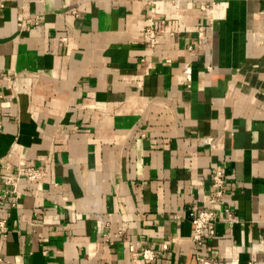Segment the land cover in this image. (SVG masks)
Segmentation results:
<instances>
[{
	"label": "crops",
	"instance_id": "1",
	"mask_svg": "<svg viewBox=\"0 0 264 264\" xmlns=\"http://www.w3.org/2000/svg\"><path fill=\"white\" fill-rule=\"evenodd\" d=\"M155 1L0 0V172L46 170L0 201V264H201L205 207L216 264H264V0Z\"/></svg>",
	"mask_w": 264,
	"mask_h": 264
},
{
	"label": "built area",
	"instance_id": "2",
	"mask_svg": "<svg viewBox=\"0 0 264 264\" xmlns=\"http://www.w3.org/2000/svg\"><path fill=\"white\" fill-rule=\"evenodd\" d=\"M149 5L153 6L156 1L155 0H145ZM208 13H210L208 11ZM35 24H38V20H34ZM209 21L212 22V18H209ZM159 22L155 18L153 13H149L148 17H146L143 34H142V42L149 52L154 53L156 51L158 42H159V33L157 26ZM207 41L206 36H201L197 42V47L202 46ZM196 48L189 46L188 50L192 53ZM184 73L186 78L189 80L191 76V67L190 64H186L184 68ZM3 98V96H0ZM1 130V125H0ZM203 141L207 143H212V140L208 138H204ZM6 171H11V167L6 165ZM46 176V170L43 167L30 166V165H22L21 163L17 164L14 168L13 173L6 172L2 174L0 172V201L8 203L10 207L16 206L18 199L23 195H27L28 192L19 190L18 182L20 179H25L28 182H33L36 184H40ZM226 180L223 176V173L220 169L215 170L211 176L210 181V189L211 195L208 198L209 205L216 204L220 198L223 197L226 190ZM225 215L231 220V212L229 209L224 210ZM220 216L214 211L211 207H205L199 209L197 211L190 212V221L192 224V234H191V243H192V251L196 258V260L201 264H216V259L212 255V248L208 246L207 241L212 238L215 233V226L218 223ZM5 220H0V228H4ZM263 237H264V227L262 229ZM166 245H163L165 248ZM203 251V254H200L199 251ZM130 252L132 255V264H137V260L142 258L143 260L153 261L157 257V251L152 248L142 247L140 250H136L133 247H130Z\"/></svg>",
	"mask_w": 264,
	"mask_h": 264
}]
</instances>
